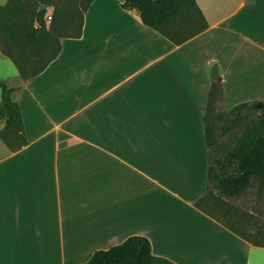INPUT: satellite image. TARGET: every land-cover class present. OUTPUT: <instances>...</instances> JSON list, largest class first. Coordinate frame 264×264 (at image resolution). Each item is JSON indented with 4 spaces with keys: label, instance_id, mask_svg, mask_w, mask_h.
Returning <instances> with one entry per match:
<instances>
[{
    "label": "crops",
    "instance_id": "obj_1",
    "mask_svg": "<svg viewBox=\"0 0 264 264\" xmlns=\"http://www.w3.org/2000/svg\"><path fill=\"white\" fill-rule=\"evenodd\" d=\"M197 2L209 27L179 45L123 0H94L38 75L0 49L28 140L0 136V264H87L133 235L175 264H264V245L197 205L212 72L225 111L264 102V0Z\"/></svg>",
    "mask_w": 264,
    "mask_h": 264
},
{
    "label": "trees",
    "instance_id": "obj_2",
    "mask_svg": "<svg viewBox=\"0 0 264 264\" xmlns=\"http://www.w3.org/2000/svg\"><path fill=\"white\" fill-rule=\"evenodd\" d=\"M93 1L82 0L80 25L68 34L62 32L67 15L63 20L59 12L55 13L48 25L45 20L46 8H38L25 0H8L7 3L0 4V49L2 53L12 60L24 79L38 75L59 55L61 37L81 36L84 15ZM122 5L128 9L136 8L146 25L154 28L177 45L209 27L208 20L197 0H123ZM36 21L40 25H36ZM212 74L214 80L204 116L206 142L209 149L213 146L215 142L213 136L217 130L221 129L223 121L236 123L248 110L260 111L257 120L246 129L222 161L214 163L213 157L209 156V183L206 193L198 200L197 205L207 214L223 221L206 208V203L214 202L220 206L226 203V198L242 195L251 187L254 180L258 182L259 189H264V102L261 107L250 102H243L230 110L218 113V102L223 95V85L215 70ZM0 88L2 91L0 136L11 149L20 148L28 142L20 104L12 97L13 87L5 81H0ZM225 130L229 131L230 126H225ZM213 188L219 193L216 194ZM230 226L254 244L264 245L263 242L253 240L237 225L231 224ZM87 264L175 263L166 257L155 255L148 237L133 235L120 244L95 251Z\"/></svg>",
    "mask_w": 264,
    "mask_h": 264
},
{
    "label": "rangeland",
    "instance_id": "obj_3",
    "mask_svg": "<svg viewBox=\"0 0 264 264\" xmlns=\"http://www.w3.org/2000/svg\"><path fill=\"white\" fill-rule=\"evenodd\" d=\"M33 3L38 8H46L45 20L47 24L53 20V15L57 12L64 20L62 32L65 34L72 33L80 25L81 10L83 8L82 0H25ZM8 0H0V4L7 3ZM29 6V5H28ZM36 25H40L36 21ZM15 69V64L9 61ZM1 72V69H0ZM218 113L225 112L224 107L219 104ZM260 114L259 110L250 109L238 122L223 121L221 129L215 132L213 146L209 149V156L213 157L214 163L222 161L228 151L232 150L237 140L243 135L246 129L257 120ZM230 126L226 131L225 126ZM258 182L253 181L242 195L235 198H226V203L220 206L214 202L206 203V208L219 217L222 222L237 225L248 235L252 236L255 241L264 243V189L258 188ZM216 194L219 191L213 188Z\"/></svg>",
    "mask_w": 264,
    "mask_h": 264
},
{
    "label": "water",
    "instance_id": "obj_4",
    "mask_svg": "<svg viewBox=\"0 0 264 264\" xmlns=\"http://www.w3.org/2000/svg\"><path fill=\"white\" fill-rule=\"evenodd\" d=\"M256 106H257V107H261V106H262V102H258V103L256 104Z\"/></svg>",
    "mask_w": 264,
    "mask_h": 264
}]
</instances>
